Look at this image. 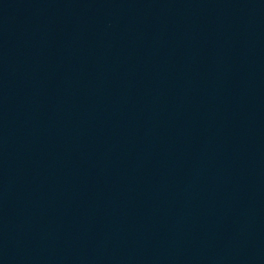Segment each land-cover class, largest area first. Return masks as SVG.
Wrapping results in <instances>:
<instances>
[{
	"label": "water",
	"instance_id": "water-1",
	"mask_svg": "<svg viewBox=\"0 0 264 264\" xmlns=\"http://www.w3.org/2000/svg\"><path fill=\"white\" fill-rule=\"evenodd\" d=\"M0 264H264V0H0Z\"/></svg>",
	"mask_w": 264,
	"mask_h": 264
}]
</instances>
